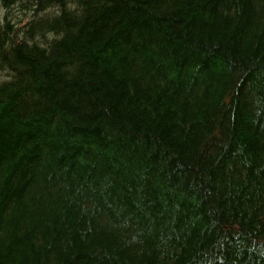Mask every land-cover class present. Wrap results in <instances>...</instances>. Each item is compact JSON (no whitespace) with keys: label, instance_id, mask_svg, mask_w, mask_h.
<instances>
[{"label":"trees","instance_id":"16d2710c","mask_svg":"<svg viewBox=\"0 0 264 264\" xmlns=\"http://www.w3.org/2000/svg\"><path fill=\"white\" fill-rule=\"evenodd\" d=\"M263 69L264 0H0V264H264Z\"/></svg>","mask_w":264,"mask_h":264},{"label":"bare ground","instance_id":"6f19581e","mask_svg":"<svg viewBox=\"0 0 264 264\" xmlns=\"http://www.w3.org/2000/svg\"><path fill=\"white\" fill-rule=\"evenodd\" d=\"M26 15V14H25ZM5 16V15H4ZM24 16V15H23ZM13 18H14V16H13ZM30 18V17H29ZM4 19V18H3ZM35 21V20H34ZM10 22V21H9ZM51 23V22H50ZM51 25V24H50ZM59 25V24H58ZM35 29H36V27H34ZM47 28V27H46ZM60 28H61V26H60ZM52 29V28H51ZM68 29V28H67ZM39 30V29H38ZM60 29H58V31H59ZM63 30V29H62ZM52 31V30H51ZM54 31V30H53ZM69 31V30H68ZM39 32V31H38ZM43 35V34H42ZM57 35V34H56ZM59 36V35H58ZM60 36H61V34H60ZM66 38V37H65ZM69 38V37H68ZM45 39V38H44ZM55 39V38H54ZM58 39V38H57ZM45 42H46V40H45ZM44 42V43H45ZM49 43V42H48ZM37 44V43H36ZM47 44V43H46ZM51 47V46H50ZM73 48V47H72ZM78 48V47H77ZM80 49V48H79ZM46 50V49H45ZM77 51V50H76ZM48 52V51H47ZM75 52V51H74ZM79 52V51H78ZM53 53V52H52ZM30 55V54H29ZM48 55V54H47ZM79 57V56H78ZM65 59V58H64ZM77 59V58H76ZM52 62V61H51ZM74 62V61H73ZM255 65V64H254ZM264 70V69H263ZM247 71V70H246ZM241 72V71H240ZM228 74V73H227ZM37 75V74H36ZM235 75V74H234ZM239 75H240V73H239ZM231 76V75H230ZM38 78H40V77H38ZM233 85V84H232ZM232 88H234V87H232ZM229 89V88H228ZM226 91V90H225ZM225 91H223V92H225ZM232 91V90H231ZM226 95V94H225ZM232 95H230V97H231ZM219 101V100H218ZM234 102V101H233ZM227 104V103H226ZM222 108H223V106H222ZM231 110V109H230ZM56 122V121H55ZM56 127V126H55ZM215 127V126H214ZM217 127V126H216ZM208 132V131H207ZM207 134V133H206ZM78 136V135H77ZM212 136V135H211ZM115 206V205H114Z\"/></svg>","mask_w":264,"mask_h":264}]
</instances>
